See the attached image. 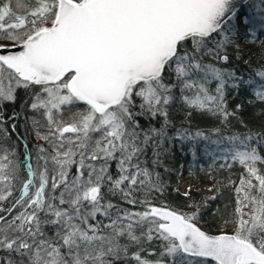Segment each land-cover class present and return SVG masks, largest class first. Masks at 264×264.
Instances as JSON below:
<instances>
[{
	"label": "snow or ice",
	"instance_id": "6c2138e0",
	"mask_svg": "<svg viewBox=\"0 0 264 264\" xmlns=\"http://www.w3.org/2000/svg\"><path fill=\"white\" fill-rule=\"evenodd\" d=\"M241 24L264 35V0H0V105L36 89L28 108L52 145H37L35 164L25 156L19 194L0 208V264H264V132L211 141L245 169L232 231L199 226L206 202L180 211L136 198L163 191L155 169L176 141L210 139L175 128L173 110L227 124L226 88L241 85L264 103V65L247 79L218 66ZM14 155L0 145V202L21 175Z\"/></svg>",
	"mask_w": 264,
	"mask_h": 264
},
{
	"label": "trees",
	"instance_id": "16d2710c",
	"mask_svg": "<svg viewBox=\"0 0 264 264\" xmlns=\"http://www.w3.org/2000/svg\"><path fill=\"white\" fill-rule=\"evenodd\" d=\"M249 2L251 3L252 0ZM255 2L258 3L259 0H255ZM243 29L241 28L240 32L241 46L230 47L228 49L230 62L226 65L220 62L218 66L235 70L238 75L247 79L249 75H254L255 71L264 65V35L258 34L253 39L251 36H246ZM206 62L212 61L209 59ZM229 83L231 84V82ZM211 87L214 88L215 83ZM35 91L36 89L30 91L19 89L15 103L6 102L0 105L6 121L0 127L7 131V135L0 131V145L6 148H15V155L12 159L14 162H19L21 169L13 197L0 202V208L10 207L12 199L19 194L21 182L25 179L23 174L26 171L24 168L25 156L30 154L32 163L35 164L37 145H43L49 153L52 152V145L40 140L36 135L38 130L42 135L47 132L42 113H34L28 108V104L31 103V94ZM226 99L228 110L234 111L236 114L234 118L229 119L227 124L222 123L218 117L210 113L193 111L192 115L185 119L188 109L172 111L171 118L175 128L182 127L193 134L196 131H202L210 139L197 138L192 141H176L170 154L163 157L162 164L155 169V172L159 173V183L163 184V191H153L147 195L143 192L136 194L138 201L148 200L157 206H167L180 211H190V205L193 202L201 205L206 202V206L201 207L198 224L213 234L233 230L232 221L236 207L235 187L239 184L241 176L245 175V169L238 162L232 161L230 157L227 160L223 158L227 153L222 152L221 149L227 147L226 143L215 145L211 141L233 133L264 132V103L256 100L251 90L241 85L237 93L236 90L227 87ZM249 101L252 102L249 103ZM237 105L241 106L240 109L236 108ZM13 112L17 113L15 118L8 119ZM33 117L40 121V129L34 126ZM13 124L15 125L14 130ZM217 128L220 129L219 134L214 131ZM170 134L174 135L175 133L170 130ZM25 144L28 146L27 149L24 147ZM193 149H195V154H193ZM261 155H264V149L261 150ZM149 156H151V152H149ZM257 166L264 170V165L258 164ZM181 172L184 173L188 184L187 196L179 189ZM204 185L212 186L210 193H205ZM195 186H199V188L196 189ZM212 196L216 198L208 199ZM113 199L115 201L119 197ZM125 207L128 206L125 205ZM136 210H143V206L138 203ZM149 247L160 250L158 243H153ZM135 250V248L130 249V251ZM2 255L0 254V258ZM150 258L156 259L157 257ZM129 264H135V262L130 261Z\"/></svg>",
	"mask_w": 264,
	"mask_h": 264
},
{
	"label": "rangeland",
	"instance_id": "374dc122",
	"mask_svg": "<svg viewBox=\"0 0 264 264\" xmlns=\"http://www.w3.org/2000/svg\"><path fill=\"white\" fill-rule=\"evenodd\" d=\"M240 27H241V28H244V25L241 24ZM232 40H233V42H234L235 45H238V47L241 46L240 33L237 34V35H235V36H233V37H232ZM187 188H188V184H187V182H186V180H185L184 173L181 172V174H180V176H179V189H180L183 193H186ZM195 188L197 189V188H199V186H195ZM211 189H212V186H210V185H205L203 190L205 191V193H210V192H211Z\"/></svg>",
	"mask_w": 264,
	"mask_h": 264
},
{
	"label": "bare ground",
	"instance_id": "6f19581e",
	"mask_svg": "<svg viewBox=\"0 0 264 264\" xmlns=\"http://www.w3.org/2000/svg\"><path fill=\"white\" fill-rule=\"evenodd\" d=\"M205 186V185H204Z\"/></svg>",
	"mask_w": 264,
	"mask_h": 264
}]
</instances>
